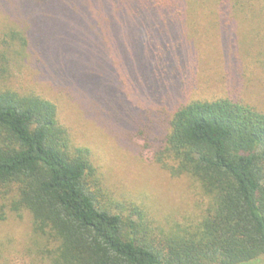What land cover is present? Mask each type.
Segmentation results:
<instances>
[{"label": "trees", "instance_id": "1", "mask_svg": "<svg viewBox=\"0 0 264 264\" xmlns=\"http://www.w3.org/2000/svg\"><path fill=\"white\" fill-rule=\"evenodd\" d=\"M73 1L0 0V194L11 192L14 210H26L35 234L51 242L49 264H248L263 257L264 113L231 98L177 105L162 153L171 175L191 177L208 202L196 224L147 236L139 212H133L135 221L102 204L89 151L72 145L56 106L14 87L35 41L46 61L56 60L59 44L68 46L69 26L99 14L100 7H106L100 14L125 26H150L146 32L174 26L170 40L159 37L154 46L159 66L175 69L185 54L171 46L179 40L178 26L185 32L192 26L188 0ZM222 4L227 24L220 23L230 26L226 14L233 4ZM91 64L74 70L90 73Z\"/></svg>", "mask_w": 264, "mask_h": 264}, {"label": "rangeland", "instance_id": "2", "mask_svg": "<svg viewBox=\"0 0 264 264\" xmlns=\"http://www.w3.org/2000/svg\"><path fill=\"white\" fill-rule=\"evenodd\" d=\"M219 1L188 0L192 26L186 32L178 26L179 40L171 49L185 54L174 61L175 69L154 61L158 38L169 39L174 26L167 33L125 26L100 14L106 7L99 4L102 12L69 26L68 46L59 44L56 60L46 61L35 41L28 66L14 80L19 91L56 106L72 145L89 151L102 204L135 221L139 212L147 236L196 224L208 202L191 177L171 175L162 153L164 130L177 105L231 98L264 113V0ZM229 1L234 12L226 14L230 26H222L227 24L222 3ZM90 62V73L74 70ZM13 200L11 192L0 194V264H49L53 245L35 234L30 214L14 210ZM248 264H264V256Z\"/></svg>", "mask_w": 264, "mask_h": 264}]
</instances>
